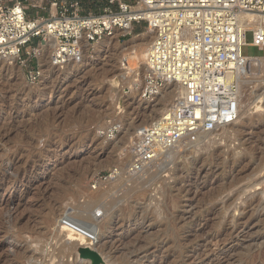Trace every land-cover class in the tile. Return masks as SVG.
<instances>
[{"label": "rangeland", "instance_id": "obj_1", "mask_svg": "<svg viewBox=\"0 0 264 264\" xmlns=\"http://www.w3.org/2000/svg\"><path fill=\"white\" fill-rule=\"evenodd\" d=\"M41 1L46 10L27 12L49 17L57 2L75 0ZM94 1L85 8H102ZM148 33L137 24L117 39L122 45ZM245 39L243 55L264 57L251 31ZM40 43L34 38L21 53L26 63L17 59L12 74H0V264H90L69 248L54 249L68 243L63 213L96 225L91 246L99 264H264V112L257 117L246 107L263 77L243 73V114L235 127L131 171L139 164L137 130L158 121L154 99L132 100L134 86L115 77V57L102 51L95 61L81 56L67 72L63 66L62 79L51 78L39 100L32 85L40 82L30 83L27 72ZM124 171L131 177L115 182Z\"/></svg>", "mask_w": 264, "mask_h": 264}, {"label": "built area", "instance_id": "obj_2", "mask_svg": "<svg viewBox=\"0 0 264 264\" xmlns=\"http://www.w3.org/2000/svg\"><path fill=\"white\" fill-rule=\"evenodd\" d=\"M0 59L17 56L34 38L56 45L50 61L55 66L81 56L90 45L120 33L131 34L145 24L153 40L146 57L147 71L137 85L144 101L153 100L168 84L184 89L160 120L137 130L138 171L157 157L161 146H170L199 128L208 131L234 122L240 113L243 74L242 48L246 33L253 46L264 50V0H93L102 8L86 9L91 0L52 2L49 17L32 16L31 7L46 10L41 0H0ZM51 1H49L50 3ZM41 43L31 52L34 66L27 72L30 83L42 78ZM132 167V166H131ZM117 168L112 170L113 179Z\"/></svg>", "mask_w": 264, "mask_h": 264}, {"label": "bare ground", "instance_id": "obj_3", "mask_svg": "<svg viewBox=\"0 0 264 264\" xmlns=\"http://www.w3.org/2000/svg\"><path fill=\"white\" fill-rule=\"evenodd\" d=\"M119 34L120 33H117L116 35H114L112 37H106L102 41H100V42H98L96 44H93V45H95L94 46L95 52L93 54H89L88 53L90 47L93 46V45L90 46V44H88V43L83 44L82 53H81V56H83V59H79L78 61H80V62H84V61L86 62V61H92V60L95 61L99 57H101L100 55H101L102 51L106 52L108 54L109 58L110 57H113V58L115 57L114 58V63H115L116 73H117L115 75V77L116 76L117 77L121 76L122 78H124V79H126L128 81V85L134 86V90H133V92L131 94V99L135 100L136 103H141L142 100L139 97L140 90L137 89V85H139L141 83L140 82H136L135 83L133 78H134V76H135V74L137 72V68L139 67V69H141L140 72H142V80L144 79L145 73L147 71V63H146V57H147V53H148L147 47L150 46V44H151V42L153 40V35L151 33H148L147 37H145V36H143V37H135L131 41L126 42V43H124L122 45H119V42H118V39H117ZM55 45H56V43L54 42V39L52 37H49V36H46V41H43L41 43V47H40V49H41L40 64H41V69H42V78H41L39 84L32 85V90L39 97V100L41 99V97H44V95H45L44 93L47 91V89H45L44 86H46L49 83V80H51V78H53V77H54L53 78L54 80L57 79V78L62 79V76H63L62 74L67 72L68 70H70L72 68L71 66L75 65L74 62L78 59L77 58V59H74V60H71V61L67 62L64 65V66L68 65L67 70L65 72H63V70H64L63 66H55L50 61L51 51H52V49L54 48ZM129 51H132L131 53H129V54H132V56L131 57H127V55H126V57H123V55H125ZM81 56L79 58H81ZM130 59H134V60L136 59L135 61H136L137 66L133 67L131 65V62H129ZM16 60H17V56H11V57H8V58H1L0 59V74L3 75L4 70L7 71V75L12 74V72H13L12 70H13V67H15ZM141 62H142L143 66L140 65ZM240 66H241L242 74L244 72H246V71L249 72V73L252 71L254 77H256V78L257 77L258 78L263 77L264 78V57L243 56ZM16 67H17V65H16ZM135 84H137V85H135ZM262 86L263 87H261V89L259 91H257L256 93L254 91L255 95L253 97V100L246 106L247 109L248 110H252L253 113H259V115L257 117H260L261 115H263L262 112H264V84ZM184 94H185L184 89L181 88L180 86H178L176 84H168V86H166L160 92V94L157 95L154 98V101H153L154 105H153V107L151 106L152 107V112H153V110H155V111H157V110L159 111L160 110V114H156V116L154 117V120L155 119L156 120H160L162 114L166 110H168L173 105V103H175V100L180 95H184ZM173 98H175V99H173ZM173 100H174V102H173ZM163 101H168V102L167 103L165 102L164 104H161V102H163ZM242 106H243V98L241 100L239 116L234 122H232L230 124L223 125V126L219 127L218 129L213 130V131H208V130H205L204 128H199V129H197V130H195L193 132L187 133L186 135L181 137L178 141H176L174 144H171L170 146H161V147H159V151L157 152V157H158L159 161L162 158L164 159L165 156H171V155L175 154V152H177L176 150L178 148L182 147V145H183V147L195 146V145H197L195 143L196 141L203 140L206 137L209 138V136L211 134H213L215 132H218L220 130H222V133H223L224 130L235 127L237 125V123L242 120V114H243ZM229 141H230V139H229ZM132 168H133V166H132ZM261 169H262V171L259 170L258 172H260V171L263 172L264 171V163H263ZM126 173L127 172H125V171L124 172H119V175L114 179L115 182L116 181L117 182L118 181L122 182L125 179V177H129V178L131 177V175H126ZM129 174H131V172H129ZM252 175H253V173H252ZM261 191H263V189ZM262 197H263V195H262ZM88 206H90V205H88ZM69 214L63 213L61 215L60 220H59V224L61 225L62 231L67 230V232H68L67 233V237H66L67 240H65V241H68V243L65 242L67 244H65V245L63 244L62 246L59 245L60 247L56 246V244H55V246H54L55 248L54 247L53 248L57 249L60 254L65 253V252H63V250L69 248V252L74 251L76 253L75 255L78 257L81 254L79 252V247H81V246H84V247L87 246L89 249L93 250L91 244H94V240L97 239V234H96L97 233V227L93 223H92L91 226L90 225H85L84 224L85 222L83 223V222H81L79 220L73 219L74 217L72 218V216H70ZM87 218L88 217H86V219ZM36 238H38V237H36ZM57 242H59V241L57 240ZM52 244H54V243H52ZM39 249H40V247H39ZM41 250H42V248H41ZM40 252H42V251H40ZM43 252H44V250H43ZM41 255H43V254H41ZM53 256H52V258H53ZM93 263H94V260L90 258V264H93ZM57 264H60V263H57Z\"/></svg>", "mask_w": 264, "mask_h": 264}, {"label": "water", "instance_id": "obj_4", "mask_svg": "<svg viewBox=\"0 0 264 264\" xmlns=\"http://www.w3.org/2000/svg\"><path fill=\"white\" fill-rule=\"evenodd\" d=\"M79 252L82 254V257L91 258L94 260L93 264H99L101 263V257L100 255L94 251L89 249L87 246H81L79 247Z\"/></svg>", "mask_w": 264, "mask_h": 264}]
</instances>
